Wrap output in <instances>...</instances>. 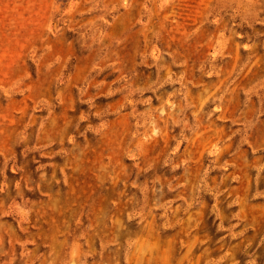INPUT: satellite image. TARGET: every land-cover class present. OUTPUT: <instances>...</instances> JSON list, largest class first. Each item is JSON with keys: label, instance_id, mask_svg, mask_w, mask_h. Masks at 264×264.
<instances>
[{"label": "rangeland", "instance_id": "obj_1", "mask_svg": "<svg viewBox=\"0 0 264 264\" xmlns=\"http://www.w3.org/2000/svg\"><path fill=\"white\" fill-rule=\"evenodd\" d=\"M0 264H264V0H0Z\"/></svg>", "mask_w": 264, "mask_h": 264}]
</instances>
